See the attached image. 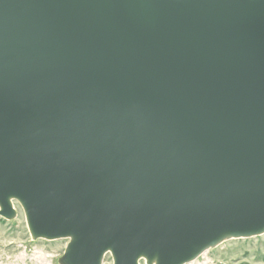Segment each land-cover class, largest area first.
<instances>
[{"label": "water", "instance_id": "obj_1", "mask_svg": "<svg viewBox=\"0 0 264 264\" xmlns=\"http://www.w3.org/2000/svg\"><path fill=\"white\" fill-rule=\"evenodd\" d=\"M11 197L66 264L263 230L264 0H0L4 218Z\"/></svg>", "mask_w": 264, "mask_h": 264}, {"label": "rangeland", "instance_id": "obj_2", "mask_svg": "<svg viewBox=\"0 0 264 264\" xmlns=\"http://www.w3.org/2000/svg\"><path fill=\"white\" fill-rule=\"evenodd\" d=\"M13 203L16 216H0V264H66L71 238H33L24 208L17 201ZM103 264H113L110 252ZM188 264H264V234L226 240Z\"/></svg>", "mask_w": 264, "mask_h": 264}, {"label": "bare ground", "instance_id": "obj_3", "mask_svg": "<svg viewBox=\"0 0 264 264\" xmlns=\"http://www.w3.org/2000/svg\"><path fill=\"white\" fill-rule=\"evenodd\" d=\"M13 201H17L18 203H20L21 204V206L23 207V203L21 202V200H19V198H16V197H11L10 198V202H11V204L13 205V206H15L14 205V203H13ZM24 208V207H23ZM14 209H15V207H14ZM15 212H16V209H15ZM25 214H26V212H25ZM16 215L14 214L12 217H10V218H13V217H15ZM28 220V219H27ZM28 222V221H27ZM28 226H29V224H28ZM29 229L31 230V228H30V226H29ZM31 233H32V230H31ZM264 234V229L263 230H260V231H256V232H253V233H248V235H241V234H224V235H222L221 237H219V239H217L215 242H213V243H211V244H209V245H207L206 247H203V248H201V249H199L195 254H194V256H197V255H201V253H203L204 252V250H206V249H210V248H213V247H215V246H218V245H220V244H222L224 241H226V240H230V239H237L236 237H239V238H241V237H249V236H251V237H254V236H259V235H263ZM32 235H33V233H32ZM34 236V235H33ZM206 248V249H205ZM193 256V257H194ZM142 259H147V257L146 256H144V255H142L141 257H140V260H142ZM154 260H156V259H154Z\"/></svg>", "mask_w": 264, "mask_h": 264}]
</instances>
